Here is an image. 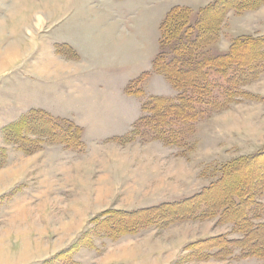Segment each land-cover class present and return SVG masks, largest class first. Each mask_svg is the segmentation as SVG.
<instances>
[{"label": "rangeland", "instance_id": "rangeland-1", "mask_svg": "<svg viewBox=\"0 0 264 264\" xmlns=\"http://www.w3.org/2000/svg\"><path fill=\"white\" fill-rule=\"evenodd\" d=\"M215 1L0 0V264H263L238 248L219 257L212 254L216 247L195 255L190 248L211 237L240 236L230 223L202 217L205 206H192L191 198L225 163L264 150V60L223 73L201 69L197 82L206 87L197 94L170 81L166 86V74L153 67L171 8H188L186 27ZM224 16L218 38L194 45L189 57H180L178 46L197 32L184 28L166 41L161 69L173 59L195 68L205 57L228 53L238 37L264 35V3ZM130 80L135 94L122 97L117 89ZM158 95L173 102L194 96L197 119L169 122L179 133L175 144L151 139L146 126L134 141L117 140L146 114L142 104ZM34 109L79 125L81 145L70 148L48 136L33 151L27 141L19 146L8 127ZM23 133L34 141L40 136L37 127ZM257 201L264 205V193ZM168 203H175L167 207L170 222L112 237L108 232H120L103 226L109 210ZM258 214L256 222L264 221V211Z\"/></svg>", "mask_w": 264, "mask_h": 264}, {"label": "trees", "instance_id": "trees-1", "mask_svg": "<svg viewBox=\"0 0 264 264\" xmlns=\"http://www.w3.org/2000/svg\"><path fill=\"white\" fill-rule=\"evenodd\" d=\"M264 3V0H216L211 5L201 10V21L189 24L185 27L183 12L187 11V7L175 6L167 13L161 23L160 52L153 61L154 70L158 73H165L167 79L175 88L182 91H191L195 94L200 93L206 87L204 83L197 82L203 78L201 69L215 68L216 71L223 73L233 66L245 68L253 65L257 61L264 60V35L257 38L249 36L238 37L232 41L231 49L228 53L219 54L216 57H205L201 62L196 63L195 68L184 69L179 66V59L169 61L162 68L163 61L162 48L167 41H171L180 35L181 30L185 33H195L197 36L188 43L181 44L178 54L183 57V53L189 57L187 52L193 50L196 45L206 46L213 43L219 35L221 22L225 18L224 13L227 9H234L238 12L248 8H256ZM211 13V15L209 14ZM215 14V15H214ZM218 15V17H217ZM217 17V18H215ZM254 67V65H253ZM206 80V79H205ZM139 81V80H138ZM130 86L129 91L132 92ZM192 89V90H191ZM141 92V91H137ZM244 96H248L243 92ZM252 98L253 95H250ZM194 96L180 95L176 102L165 96H150L142 104V112L146 114L139 118L133 125L129 134L118 137L122 142L134 141L140 136L141 127L146 126L151 131V139L162 140L166 144H175L179 139L178 131L169 127L172 119L181 122L193 123L197 119V109ZM37 127L40 136L34 140L25 137L22 130L26 127ZM12 134V139L23 146L26 141L32 145L33 151L42 147L43 137L51 136L54 141H58L72 148L75 145H81L83 129L70 119L55 117L41 109L31 110L18 123H14L8 127ZM188 131H191L189 128ZM42 133V135H41ZM43 134H47L44 136ZM178 136V137H177ZM19 141V142H18ZM142 141H148L143 138ZM22 147V146H21ZM23 148V147H22ZM231 183L230 186L227 184ZM264 193V150L250 156H242L224 164L220 175L216 180L206 186L197 195L191 198V204L205 206L204 215L202 217H217V222L232 225V232L239 233L238 238H230L222 235L220 237H211L198 243L190 248L194 255L201 253L207 249L216 247L217 250L212 253L213 256H230L235 248L241 250L245 256H255L260 258L264 264V221L256 222L261 214L258 210L264 211V205L257 201V197ZM185 202L183 204H187ZM189 204V203H188ZM175 203L159 205L145 211L125 212L122 210L107 211V221L103 224L108 231L110 227L116 232H108L112 235L121 233H134L138 229L147 226L153 222L166 223L170 222L173 217L168 206ZM167 209V210H166ZM150 214L152 221L146 219V215ZM218 256V255H217ZM218 256V257H219Z\"/></svg>", "mask_w": 264, "mask_h": 264}, {"label": "crops", "instance_id": "crops-1", "mask_svg": "<svg viewBox=\"0 0 264 264\" xmlns=\"http://www.w3.org/2000/svg\"><path fill=\"white\" fill-rule=\"evenodd\" d=\"M160 37H161V30H160ZM159 40H160V38H159ZM159 50H160V45H159ZM101 66V64H97V65H95V69H97V68H99ZM95 69L94 70H91V71H85V72H88L89 73V76H88V78L87 77H85L84 78V80H88L92 75H95L96 74V72H95ZM144 73V72H143ZM153 73H155V72H153ZM156 74H158V73H156ZM143 75V74H142ZM158 75H160V76H163L162 74H158ZM134 81V80H133ZM132 80H130V84L128 83V85L125 87V88H119V89H117V92L122 96V97H127V96H129V94H135V90L134 91H132V92H130L129 91V88H130V86L132 87V82H133ZM164 83L166 84V86H169L170 85V82H169V80L168 79H164ZM136 83V81H134V84ZM76 87V86H75ZM172 87V86H171ZM137 91V90H136ZM82 95H85V94H82ZM78 96H79V94H78ZM135 122V121H134ZM133 122V123H134ZM132 123V124H133ZM117 138H118V136H116Z\"/></svg>", "mask_w": 264, "mask_h": 264}]
</instances>
